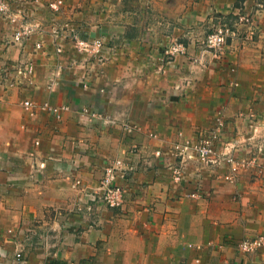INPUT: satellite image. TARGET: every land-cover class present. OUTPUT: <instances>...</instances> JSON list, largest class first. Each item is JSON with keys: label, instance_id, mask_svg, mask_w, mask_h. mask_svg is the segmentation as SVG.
I'll return each mask as SVG.
<instances>
[{"label": "crops", "instance_id": "obj_1", "mask_svg": "<svg viewBox=\"0 0 264 264\" xmlns=\"http://www.w3.org/2000/svg\"><path fill=\"white\" fill-rule=\"evenodd\" d=\"M49 1L17 0L40 23L22 41V11L0 14V253L13 257L21 240L32 264H264V246L237 248L264 234L261 153L230 179L226 161L176 149L219 114L239 157L264 146V0H64L59 12ZM242 9L254 11V40L195 63L213 25ZM66 24L103 40L101 60L61 37L57 51ZM173 38L186 52L165 53ZM26 99L68 108L33 112ZM115 158L133 169L118 175L123 204L109 207L93 194Z\"/></svg>", "mask_w": 264, "mask_h": 264}, {"label": "built area", "instance_id": "obj_2", "mask_svg": "<svg viewBox=\"0 0 264 264\" xmlns=\"http://www.w3.org/2000/svg\"><path fill=\"white\" fill-rule=\"evenodd\" d=\"M49 6L53 11L59 12L64 4V0H50ZM256 8L259 9L262 5L260 0L255 2ZM23 8L17 6V0H0V14L6 16H14L19 10ZM21 10V11H22ZM254 11H248L246 9L240 10L233 21L219 22L213 25L212 29L206 34V36L200 41L199 53L194 55L193 61L200 66H206L210 59H218L222 57L225 51V46L232 39H237L244 46L246 43L253 41L256 34V25L254 23ZM21 18L20 27L16 29L14 33V40L22 41L29 37L36 29L40 28V23L30 22L25 20L27 14L22 11L19 14ZM23 20V21H22ZM68 24L63 26L62 31L55 29L54 35L57 39L55 40L57 51H62V42L58 41L61 37L63 42L75 43L78 49L85 52H90L98 57L99 60L102 58V49L104 42L99 38H81L76 32L70 33ZM68 30V32L66 31ZM38 46H41L38 43ZM187 50L185 42L179 39L173 38L171 42L165 48V53L177 54L184 53ZM25 70L30 73L31 68L28 64L24 65ZM52 87V84L49 85ZM27 108L33 112L38 108L50 110L60 117V111L68 108L65 105H52L49 102L35 103L30 99H26L23 103ZM83 114H90L95 116L96 112H91L87 108L82 109ZM225 120L222 115L216 116L213 126L199 139L190 146V143L178 142L176 149H179L178 154L182 156L184 160L187 157V152L190 149H194L195 153L203 161L209 164H218L221 161H226L229 165V173L226 175L228 178L233 179L236 173L242 166H246L250 162H258L257 153H261L259 156L262 164L264 165V146H258L257 152L252 154L251 158H239L237 154L238 148L237 143L226 142L224 140V128ZM131 130V127H128ZM189 153V152H188ZM133 169L130 165L121 158H115L111 161L104 163V172L100 181L96 185L94 190L93 198L99 199L109 207H118L124 202L125 187L118 182V175H126V171ZM182 167L177 168V179H180ZM76 184L81 187L83 191H89L91 187L83 185L80 179H77ZM89 193H91L89 191ZM19 240L18 248L14 251L13 257H7L4 253H0V264H32L30 259L25 253L24 246ZM264 246V234H259L254 237H245L237 241V248L241 252H252L257 251ZM7 257V258H6ZM57 264V263H55Z\"/></svg>", "mask_w": 264, "mask_h": 264}, {"label": "rangeland", "instance_id": "obj_3", "mask_svg": "<svg viewBox=\"0 0 264 264\" xmlns=\"http://www.w3.org/2000/svg\"><path fill=\"white\" fill-rule=\"evenodd\" d=\"M199 48H200V47H199ZM199 48H198V49H199ZM96 58L98 59L97 56H96ZM225 141L227 142L228 140H225ZM188 142H189V141H188ZM190 146H191V144H190ZM260 146H262V145H260ZM260 146H259V147H260ZM257 148H258V146H257ZM235 149L238 150V148H235ZM189 156H190V154L187 152V157H189ZM238 156H239V155H238ZM239 158H241V157H239ZM261 163H263V162H261ZM242 167H245V166H242ZM242 167H241V168H242ZM235 176H236V175H235ZM234 178H235V177H234ZM80 180H81V179H80ZM81 182H82V181H81ZM82 184H83V183H82ZM83 185H87V184H83ZM243 238H245V237H243ZM240 239H241V238H240ZM240 239H238V240H240ZM238 240H237V241H238ZM190 245H191V246H194V247H197L196 245H193V244H190ZM196 261H199V258H196Z\"/></svg>", "mask_w": 264, "mask_h": 264}, {"label": "trees", "instance_id": "obj_4", "mask_svg": "<svg viewBox=\"0 0 264 264\" xmlns=\"http://www.w3.org/2000/svg\"><path fill=\"white\" fill-rule=\"evenodd\" d=\"M55 263H57V264H61V263H59V262H53V263H49V264H55Z\"/></svg>", "mask_w": 264, "mask_h": 264}]
</instances>
